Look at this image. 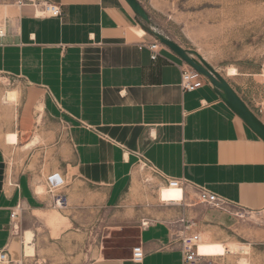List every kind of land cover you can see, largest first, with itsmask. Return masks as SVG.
<instances>
[{
  "label": "crops",
  "instance_id": "1",
  "mask_svg": "<svg viewBox=\"0 0 264 264\" xmlns=\"http://www.w3.org/2000/svg\"><path fill=\"white\" fill-rule=\"evenodd\" d=\"M46 2L62 16H39L34 4ZM135 23L124 0H0V78L16 91L14 108H0L8 264H181L187 221L198 232L231 223L229 207L264 209V141L207 79L183 90L181 59L165 49L152 60V41ZM238 75L225 79L264 125V59L257 73ZM19 144L30 157L10 175L8 152ZM149 165L185 181L181 201L162 203L143 185ZM53 174L61 184L48 191ZM153 180L158 192L167 186ZM202 187L225 204L200 203ZM137 246L141 262L132 260Z\"/></svg>",
  "mask_w": 264,
  "mask_h": 264
},
{
  "label": "rangeland",
  "instance_id": "2",
  "mask_svg": "<svg viewBox=\"0 0 264 264\" xmlns=\"http://www.w3.org/2000/svg\"><path fill=\"white\" fill-rule=\"evenodd\" d=\"M148 15L144 21L135 15L138 28L145 36L159 45V51L168 49L159 43L155 33L172 40L184 49L197 52L224 78L225 68L234 66L241 78L257 73L264 59V0H138ZM133 13V12H132ZM231 79L230 77H227ZM258 83L262 78L256 77ZM12 83L0 78V108H14L13 102L3 103L4 93L12 90ZM25 142V138L22 140ZM30 151L21 144L8 152L10 175L25 169ZM17 163L18 166L15 164ZM146 169V168H145ZM143 185L154 191L158 201L170 203L181 201L183 192L161 187L158 192L153 174L146 170L142 175ZM42 184L46 195L45 183ZM47 184V180H46ZM48 191H54L48 184ZM231 223L221 228H201L195 232L199 236L198 253L206 256L211 264H264V209L248 213L229 207L226 210ZM195 227V223H194ZM244 245L245 253H230V245Z\"/></svg>",
  "mask_w": 264,
  "mask_h": 264
},
{
  "label": "built area",
  "instance_id": "3",
  "mask_svg": "<svg viewBox=\"0 0 264 264\" xmlns=\"http://www.w3.org/2000/svg\"><path fill=\"white\" fill-rule=\"evenodd\" d=\"M19 4H21L20 1H18ZM39 6V16H45V17H57L60 18L62 16V10L59 5L52 4V3H42V4H34V6ZM6 34L5 27L3 25H0V38L4 37ZM159 45L152 42L148 44V49L151 52V59L154 60L159 56ZM202 79L204 77L199 74L196 70H194L192 67L187 65L183 62L182 68H181V81L180 85L183 88V90L186 91H192L197 88H199L202 85ZM148 170L156 176H160L164 183L169 187H178L182 189V187L185 185V181L179 180V179H168L166 177H163L160 175L158 170L153 167L152 165L146 166ZM47 184L51 188H55L57 186H60L61 180L58 176V174H53L47 178ZM197 199L200 203L211 205L217 208H221L225 201L221 198H218L217 195L212 193L206 188H199L197 190ZM58 201H61V199L56 200L55 204L58 203ZM20 210V205H17L16 208L11 212L10 217L11 220L14 221L18 217V211ZM181 222H183V219H181ZM194 227L193 221H187L185 230L181 231V233L177 236L178 242L180 245V252H181V264H211L210 261H208L206 258L200 256L198 254V247L197 244L199 242V236L191 231V229ZM13 228L14 225H13ZM144 253L140 246L134 247L132 250V260L135 262H141L143 259ZM11 260L8 258V255L5 251L0 252V264H8Z\"/></svg>",
  "mask_w": 264,
  "mask_h": 264
},
{
  "label": "water",
  "instance_id": "4",
  "mask_svg": "<svg viewBox=\"0 0 264 264\" xmlns=\"http://www.w3.org/2000/svg\"><path fill=\"white\" fill-rule=\"evenodd\" d=\"M124 2L128 5L134 15L140 17L144 21H148V15L138 0H124ZM154 35L160 44L166 46L175 53L182 62L192 67L207 79L221 100L264 141V125L242 101L222 75L210 66L197 52L184 49L159 33H155Z\"/></svg>",
  "mask_w": 264,
  "mask_h": 264
},
{
  "label": "bare ground",
  "instance_id": "5",
  "mask_svg": "<svg viewBox=\"0 0 264 264\" xmlns=\"http://www.w3.org/2000/svg\"><path fill=\"white\" fill-rule=\"evenodd\" d=\"M237 73H238L237 72V69L234 66H228L227 68H225V75L228 76V77H233ZM15 100H16V91L15 90H8L5 93V95L3 96V103H8L9 104L11 102H14ZM5 135L6 136H5L4 139L6 140V143H8V144L10 143V144H13L14 145L17 142V135L15 133H9V134H5ZM36 139L34 138V139H31V140L34 141ZM30 143H28V144L25 143V146L24 147H28L30 145ZM166 187H167L168 190H171V191H179V190H182V189H180L178 187H169V186H166ZM35 190L38 193H44L43 191L45 189H44V186L42 184H37L35 186ZM246 250H247V247L246 246H244V245L236 246L234 244V245H230V247L228 249V252H230V253H236L237 252V253L243 254V253L246 252ZM203 257H206V256H203ZM244 261H245L244 259H243V261L241 260V263L240 264H244Z\"/></svg>",
  "mask_w": 264,
  "mask_h": 264
}]
</instances>
